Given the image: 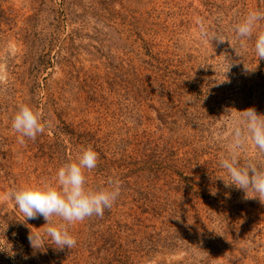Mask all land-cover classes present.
I'll return each mask as SVG.
<instances>
[{"label":"rangeland","instance_id":"rangeland-1","mask_svg":"<svg viewBox=\"0 0 264 264\" xmlns=\"http://www.w3.org/2000/svg\"><path fill=\"white\" fill-rule=\"evenodd\" d=\"M256 9L264 0H0V264H264V196L216 177L229 178L219 156L237 111L264 114V59L234 32ZM21 103L45 125L23 143ZM82 147L98 154L87 186L116 178L120 196L103 216L52 217L77 241L58 249L7 193L52 180Z\"/></svg>","mask_w":264,"mask_h":264},{"label":"clouds","instance_id":"clouds-1","mask_svg":"<svg viewBox=\"0 0 264 264\" xmlns=\"http://www.w3.org/2000/svg\"><path fill=\"white\" fill-rule=\"evenodd\" d=\"M234 32L240 39L253 40L258 61L264 59V10L248 11L237 21ZM201 34L210 42L214 39L220 43L227 40L222 35L210 33L202 22ZM223 82H227V79L218 83ZM42 119V114L29 105H17L12 117V128L19 134L21 143L24 138L35 140L45 131ZM224 139L225 152L219 156V166L229 178L225 181L223 176L216 177L222 179L226 187L234 186L243 190L245 198L261 199L264 196V163H258L247 152L252 147L259 155L264 156V114L252 107L237 111ZM97 160L98 154L93 148L82 147L74 159L57 169L52 180L24 183L11 188L7 193L26 221L38 216L45 219L43 226L46 225V237L55 248L71 249L76 246L77 241L66 226L52 223V217H59L71 225L94 215L103 216L105 209H111L120 196V182L116 178H108L97 188L87 186L85 173L96 168ZM249 191L255 195H249ZM211 194L216 195V189H212ZM29 239L34 248H39L33 244L34 239H41L39 235H30Z\"/></svg>","mask_w":264,"mask_h":264}]
</instances>
